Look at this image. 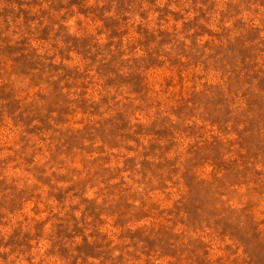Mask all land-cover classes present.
I'll return each instance as SVG.
<instances>
[{
	"label": "clouds",
	"instance_id": "clouds-1",
	"mask_svg": "<svg viewBox=\"0 0 264 264\" xmlns=\"http://www.w3.org/2000/svg\"><path fill=\"white\" fill-rule=\"evenodd\" d=\"M0 264H264V0H0Z\"/></svg>",
	"mask_w": 264,
	"mask_h": 264
}]
</instances>
